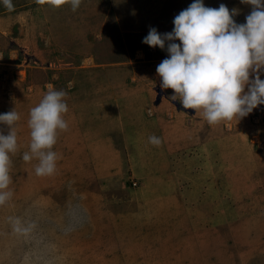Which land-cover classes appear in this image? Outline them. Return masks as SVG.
Masks as SVG:
<instances>
[{
	"label": "rangeland",
	"instance_id": "rangeland-1",
	"mask_svg": "<svg viewBox=\"0 0 264 264\" xmlns=\"http://www.w3.org/2000/svg\"><path fill=\"white\" fill-rule=\"evenodd\" d=\"M12 2L0 5V113L15 107L21 119L0 264H264V104L210 125L161 87L169 54L143 42L151 27L171 31L192 0ZM204 3L238 8V23L252 9ZM49 85L67 93L69 127L55 172L37 176L22 154ZM12 215L35 227L14 233Z\"/></svg>",
	"mask_w": 264,
	"mask_h": 264
},
{
	"label": "clouds",
	"instance_id": "clouds-1",
	"mask_svg": "<svg viewBox=\"0 0 264 264\" xmlns=\"http://www.w3.org/2000/svg\"><path fill=\"white\" fill-rule=\"evenodd\" d=\"M60 7L68 0H37ZM82 0H70L76 11ZM252 6L245 22L234 17L239 9L221 3L206 6L204 0H192L173 19L174 27L161 33L151 27L143 42L166 49L169 54L156 67L163 89L174 90L172 99H179L186 109L201 112L214 125L221 121L239 120L264 104V0H241ZM9 11L12 0H0ZM179 40V43L176 41ZM63 89L49 85L40 101L29 110L30 142L22 154L25 162L36 161L37 176L52 175L57 167L58 154L53 150L60 131L69 125L65 114L69 106ZM21 119L15 107L0 113V206L13 198L11 165L19 142L16 124ZM149 142L158 145L152 135ZM12 231L27 235L35 227L18 215L7 217Z\"/></svg>",
	"mask_w": 264,
	"mask_h": 264
},
{
	"label": "bare ground",
	"instance_id": "bare-ground-1",
	"mask_svg": "<svg viewBox=\"0 0 264 264\" xmlns=\"http://www.w3.org/2000/svg\"><path fill=\"white\" fill-rule=\"evenodd\" d=\"M88 59V58H87Z\"/></svg>",
	"mask_w": 264,
	"mask_h": 264
}]
</instances>
